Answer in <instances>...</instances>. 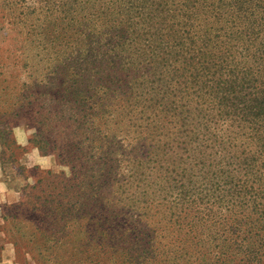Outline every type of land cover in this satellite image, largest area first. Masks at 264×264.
I'll return each mask as SVG.
<instances>
[{
    "label": "trees",
    "instance_id": "16d2710c",
    "mask_svg": "<svg viewBox=\"0 0 264 264\" xmlns=\"http://www.w3.org/2000/svg\"><path fill=\"white\" fill-rule=\"evenodd\" d=\"M106 4L99 87L120 90L87 105L83 134L100 153L87 163L135 169L147 197L126 210L87 192L111 205L102 227L122 242L118 261L264 264V0Z\"/></svg>",
    "mask_w": 264,
    "mask_h": 264
},
{
    "label": "rangeland",
    "instance_id": "374dc122",
    "mask_svg": "<svg viewBox=\"0 0 264 264\" xmlns=\"http://www.w3.org/2000/svg\"><path fill=\"white\" fill-rule=\"evenodd\" d=\"M125 1L0 0V264L122 263L119 236L103 230L111 205L87 192L134 210L147 198L145 182L138 184L135 169L87 163L100 153L83 132L87 105L120 90L99 86L110 81L105 13L114 9L106 3ZM126 17L115 11L111 18L117 24ZM111 144L118 158L129 153L120 132Z\"/></svg>",
    "mask_w": 264,
    "mask_h": 264
}]
</instances>
